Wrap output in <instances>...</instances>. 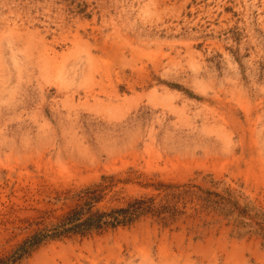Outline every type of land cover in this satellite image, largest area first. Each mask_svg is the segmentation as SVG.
Masks as SVG:
<instances>
[{
  "label": "rangeland",
  "instance_id": "rangeland-1",
  "mask_svg": "<svg viewBox=\"0 0 264 264\" xmlns=\"http://www.w3.org/2000/svg\"><path fill=\"white\" fill-rule=\"evenodd\" d=\"M129 168L264 212V0H0V256L56 191ZM21 264H264V246L211 213Z\"/></svg>",
  "mask_w": 264,
  "mask_h": 264
},
{
  "label": "trees",
  "instance_id": "trees-1",
  "mask_svg": "<svg viewBox=\"0 0 264 264\" xmlns=\"http://www.w3.org/2000/svg\"><path fill=\"white\" fill-rule=\"evenodd\" d=\"M210 184L206 187L193 181L166 182L129 168L126 172L101 175L77 189L56 191L45 201V208L33 209L35 216L19 220L21 226L15 230L27 235L10 253L0 256V264H21L47 243L99 235L131 227L147 218L171 228L180 220L211 213L228 220L238 237L260 238L264 246V212L242 193L230 187L220 188L219 182ZM128 186L150 192L129 196ZM63 207L67 209L61 210Z\"/></svg>",
  "mask_w": 264,
  "mask_h": 264
}]
</instances>
